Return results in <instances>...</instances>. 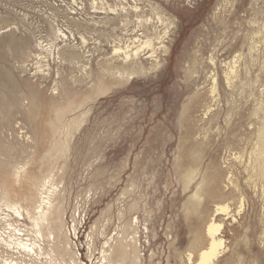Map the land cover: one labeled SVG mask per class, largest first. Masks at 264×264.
Returning <instances> with one entry per match:
<instances>
[{
    "label": "rangeland",
    "instance_id": "obj_1",
    "mask_svg": "<svg viewBox=\"0 0 264 264\" xmlns=\"http://www.w3.org/2000/svg\"><path fill=\"white\" fill-rule=\"evenodd\" d=\"M212 220L264 264V0H0V264H190Z\"/></svg>",
    "mask_w": 264,
    "mask_h": 264
},
{
    "label": "bare ground",
    "instance_id": "obj_2",
    "mask_svg": "<svg viewBox=\"0 0 264 264\" xmlns=\"http://www.w3.org/2000/svg\"><path fill=\"white\" fill-rule=\"evenodd\" d=\"M148 44H150V43H148ZM144 45H146V47L148 48L146 41L144 42ZM117 52H118V50L116 49L115 53H117ZM133 55L134 56L137 55V50L134 52ZM125 58L127 59V57H125ZM215 211H216V214L220 212V213H224L225 215L228 216V207L225 205L216 206ZM221 228H222V225L220 223H215L213 220L210 221V223H208V225L205 229V234L208 238V245L206 247L202 248L201 250H199V252L196 254V256L193 255L192 253H189L187 255V257H188L187 259L190 262V264H215V262L218 260V258L220 257V255L224 249L223 240L220 238ZM22 245L23 244L21 243L20 246L23 249H25L27 252L32 251V248L27 249V248H25V246L23 247Z\"/></svg>",
    "mask_w": 264,
    "mask_h": 264
}]
</instances>
